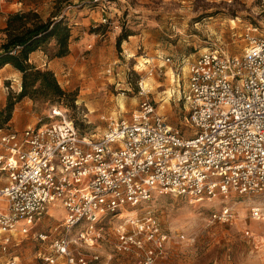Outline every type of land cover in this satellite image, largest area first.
<instances>
[{"label": "built area", "instance_id": "1", "mask_svg": "<svg viewBox=\"0 0 264 264\" xmlns=\"http://www.w3.org/2000/svg\"><path fill=\"white\" fill-rule=\"evenodd\" d=\"M246 39L242 56L211 48L181 60L173 72L177 85L165 93L188 114L183 130L156 112L144 81L141 109L131 120L111 118L101 135L81 134L59 108L50 116L59 122L22 132L0 129V264H21L16 251L55 203L65 211L64 232L35 235L42 242L52 238L50 254H40L46 263L99 261L75 255L73 247H95L115 225L118 264H158L171 234L151 211L140 210L155 195L215 200L264 194V37L250 29ZM250 212L253 220L264 218L261 207ZM235 217L227 206L212 214L223 224Z\"/></svg>", "mask_w": 264, "mask_h": 264}, {"label": "rangeland", "instance_id": "2", "mask_svg": "<svg viewBox=\"0 0 264 264\" xmlns=\"http://www.w3.org/2000/svg\"><path fill=\"white\" fill-rule=\"evenodd\" d=\"M109 2H115L114 18ZM99 3H103L102 11L106 8L104 17H110L107 24H101L102 38L93 37L97 30L79 21L83 17L80 11L85 7L94 10ZM13 4L16 6L9 10ZM28 11H37L43 20L71 12V44H78L86 36H91L92 42L66 63L50 59L55 52L54 45L50 46L47 60L59 63L54 74L60 86L75 96V103L66 100L52 105L24 99L14 106L12 119L4 126L18 132L61 121L50 118L53 108L58 107L81 134L101 135L111 118L131 120L141 109V81L151 90L149 100L156 112L170 126L183 130L188 114L183 104L170 100L165 93L177 85L173 72H177L181 60H194L211 48L227 56H242L250 29H258L264 37L263 0H72L58 4L57 0H5L0 3V21L7 20L11 13ZM125 34L129 35L127 40L118 46V39ZM167 57L172 63L164 65L161 58ZM148 60L154 67L152 75L151 66L145 65ZM109 69H113L111 74L107 73ZM19 88L17 76L4 68L0 72V113L17 97ZM224 206L233 208L236 220L231 224L213 222L212 214ZM255 206L264 211V194H234L215 200L155 195L140 210L151 211L171 234L167 255L158 264H264V220L252 219L250 211ZM49 209L50 217L38 224L16 251L21 264H48L40 254H50L52 238L42 242L35 235L63 233L65 214L59 203ZM114 228H106L105 239L93 248L73 247L75 255L81 253L90 259L99 256L100 260L91 264H118L123 257L116 253Z\"/></svg>", "mask_w": 264, "mask_h": 264}, {"label": "trees", "instance_id": "3", "mask_svg": "<svg viewBox=\"0 0 264 264\" xmlns=\"http://www.w3.org/2000/svg\"><path fill=\"white\" fill-rule=\"evenodd\" d=\"M68 1L72 0H57V4ZM0 35V72L10 65L22 75L21 91L0 113V129L11 121L14 106L24 99L52 105L66 100L72 105L75 103V96L60 86L53 71L40 69L30 62L35 52L41 51L47 56L51 45L55 48L51 60L70 55L72 26L66 15L59 13L43 20L37 11L11 13ZM128 36L122 35L117 45L120 46Z\"/></svg>", "mask_w": 264, "mask_h": 264}, {"label": "crops", "instance_id": "4", "mask_svg": "<svg viewBox=\"0 0 264 264\" xmlns=\"http://www.w3.org/2000/svg\"><path fill=\"white\" fill-rule=\"evenodd\" d=\"M21 5V4H20ZM115 5V2H109V7L110 9L112 10V13L110 14L111 17H113V15H115L116 13L113 11L115 10L114 9V6ZM13 6H16L15 4H13L12 6H9V10H13ZM102 6H103V3H99L98 5H96V8H94V10H89L87 9V7H85L82 12L80 11V13L82 14V19H79L80 21V24L82 26H86V28L88 27H92L94 29H96V33L93 35V37H104L105 35L102 34V25H101V21L102 19L104 18V13L102 11ZM96 9V10H95ZM18 11V10H16ZM67 16V18H69V20H72L71 19V12H68L67 14H65ZM114 18V17H113ZM78 26V24H76ZM0 26L1 28H5L6 26V18L3 19V22L0 21ZM73 33V32H72ZM91 37V36H89ZM89 37H83L81 39V41L76 44V45H72L70 46V55L65 57V58H62L63 61L62 63H66L68 61H70L71 59H73V55L76 51H80L84 48V46L87 44V43H90L92 42V39L89 38ZM61 59V60H62ZM60 60V59H59ZM30 62L32 64H34L35 66H37L38 68L40 69H43V70H50V71H53L55 72V68L56 66L59 65V63H53L52 61H49L47 60V56L41 52V51H38V52H35L31 55L30 57ZM7 68V69H6ZM5 70L12 73L13 75L17 76V79H18V82H19V87H21V81H22V75L20 72L16 71L12 66L10 65H7L5 67Z\"/></svg>", "mask_w": 264, "mask_h": 264}, {"label": "bare ground", "instance_id": "5", "mask_svg": "<svg viewBox=\"0 0 264 264\" xmlns=\"http://www.w3.org/2000/svg\"><path fill=\"white\" fill-rule=\"evenodd\" d=\"M167 101H169V100L167 99ZM124 215H134V213L133 212H130V211H126L124 213ZM262 220H264V218H262L260 221H262Z\"/></svg>", "mask_w": 264, "mask_h": 264}]
</instances>
